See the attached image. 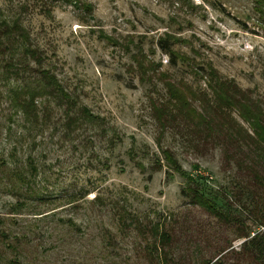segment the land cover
I'll list each match as a JSON object with an SVG mask.
<instances>
[{
	"label": "rangeland",
	"instance_id": "obj_1",
	"mask_svg": "<svg viewBox=\"0 0 264 264\" xmlns=\"http://www.w3.org/2000/svg\"><path fill=\"white\" fill-rule=\"evenodd\" d=\"M263 128L252 0H0V264H264Z\"/></svg>",
	"mask_w": 264,
	"mask_h": 264
},
{
	"label": "trees",
	"instance_id": "obj_2",
	"mask_svg": "<svg viewBox=\"0 0 264 264\" xmlns=\"http://www.w3.org/2000/svg\"><path fill=\"white\" fill-rule=\"evenodd\" d=\"M253 1V3H254V10L255 11H257L258 13H260V14H262V16L264 17V0H252ZM162 46V48H165V50L167 49V47H165V45H161ZM168 50V49H167ZM168 52V51H167ZM170 54V56H171V53H169ZM229 89H227V90H221V94L222 95H224L225 93H223V92H226V91H228ZM254 121L256 122H258V121H260L258 118H254ZM255 133V136H257V138L262 142V143H264V128L261 130H259V129H255V131H254ZM257 240V236H255L254 237V239L253 240H251V243L252 242H255ZM211 264H220L219 263V260H217L216 262H214V263H211Z\"/></svg>",
	"mask_w": 264,
	"mask_h": 264
}]
</instances>
